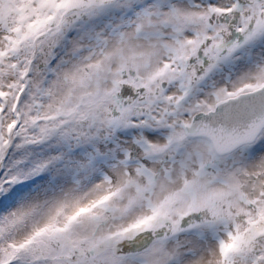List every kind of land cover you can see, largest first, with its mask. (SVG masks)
<instances>
[{"label":"snow or ice","instance_id":"1","mask_svg":"<svg viewBox=\"0 0 264 264\" xmlns=\"http://www.w3.org/2000/svg\"><path fill=\"white\" fill-rule=\"evenodd\" d=\"M0 264H264V0H0Z\"/></svg>","mask_w":264,"mask_h":264}]
</instances>
